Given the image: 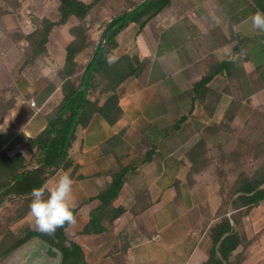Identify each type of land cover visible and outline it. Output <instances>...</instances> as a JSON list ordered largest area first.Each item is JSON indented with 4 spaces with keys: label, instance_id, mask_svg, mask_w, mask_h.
<instances>
[{
    "label": "crops",
    "instance_id": "1",
    "mask_svg": "<svg viewBox=\"0 0 264 264\" xmlns=\"http://www.w3.org/2000/svg\"><path fill=\"white\" fill-rule=\"evenodd\" d=\"M257 10L253 0H174L139 34L135 30L136 52L150 59L148 71L142 78H129L121 85L123 114L116 123L110 124L95 114L89 125L77 129V139L70 150L74 165L56 172H68L74 181L77 223L67 226L65 233L82 246L89 264H201L207 259L211 245L208 227L221 198L206 199L202 210L197 200L182 196L183 193L176 195V181L181 180L186 168L181 166V156H175L181 136L170 134L169 128L175 127L177 121H153L163 116L169 97L165 95L164 84L150 80L151 66L155 59L157 75L163 83L170 76L187 77L183 72L195 67L202 70L195 78L198 79L208 69V61L232 59L236 92L264 108V32L253 29L250 21ZM3 20L11 24L7 31L0 28V89L10 85L14 94L10 100L13 106L0 118V151L21 152L29 160L27 139L46 126V114L61 98L62 80L57 70L64 65L66 46L72 36L67 23L54 27L47 43L48 53L30 65L26 59L32 45L23 38L4 43V34L15 28L28 33L32 27L26 29L27 25L13 22V14ZM131 26L137 27L131 23L118 35L119 47V36ZM150 26L152 36L146 34ZM140 34L145 36L148 55L141 54L137 42ZM5 45L9 48L7 52ZM119 49L112 59L135 53ZM4 74L8 75V82H4ZM174 83L169 91L172 98L180 93V80ZM176 102L179 105V98ZM149 110L146 118L143 111ZM122 131L121 138L110 141ZM147 151H151V159L144 162ZM32 163L29 161V166ZM120 163L134 166L114 201L126 211L109 230L82 233L91 210L100 204L96 195ZM182 184L183 181L179 184L181 192ZM143 189L146 194L142 205L147 206L133 212L137 193ZM209 211H212L210 222ZM20 222L34 229L29 213ZM236 229L247 240L245 247L240 245L236 250L244 253L241 264H264V201L244 214Z\"/></svg>",
    "mask_w": 264,
    "mask_h": 264
},
{
    "label": "trees",
    "instance_id": "2",
    "mask_svg": "<svg viewBox=\"0 0 264 264\" xmlns=\"http://www.w3.org/2000/svg\"><path fill=\"white\" fill-rule=\"evenodd\" d=\"M58 17H43L30 33L25 35L32 45V51L26 64H35L48 53L47 43L56 26H63L72 18L76 24L69 27L72 39L66 46L64 65L57 70L61 78V98L46 114V126L35 136L27 139L31 157L16 152L9 154L0 151V208L7 203H15V218L28 215L31 202V190L48 181L60 169H69L74 163L70 150L77 139V129L87 126L95 114L102 116L108 123H116L123 114L120 106L121 85L129 78H142L150 66L148 57H141L137 52L124 53L115 59L112 55L119 48L118 35L131 23L137 25V34L160 13L168 9L174 0H141L131 7L120 11L102 23V30L97 41L91 38L87 26V17L92 10L103 5L106 0H57ZM259 10L264 11V0H253ZM5 11L0 9V17ZM86 53L87 59L82 62L80 56ZM214 62L198 79L192 81V103H203L210 90V83L220 74H226L230 83L234 80V62L225 59ZM0 90V118L13 106L11 97L3 96ZM5 103V104H4ZM186 119L182 115L175 126ZM209 128L212 127H208ZM214 132L210 131V134ZM123 131L110 141L121 138ZM252 148L253 156L259 163L249 173L240 171L229 187H220L221 204L209 224L208 233L211 245L207 259L201 264H241L244 253L236 252L240 245H247V240L237 231L236 224L241 217L254 206L264 201V131L262 138ZM151 151H147L143 161L151 159ZM190 168L187 178L191 181L194 173L200 172L210 161L207 157V139L200 137L187 151ZM122 157L118 158L121 161ZM29 161L33 162L29 166ZM132 164L120 163L119 168L111 174L107 184L101 188L95 198L100 204L90 212V219L82 229V233H100L107 231L110 225L119 218L126 209L117 206L118 198L127 182ZM79 177H82L79 175ZM146 190L137 193L133 212L146 208L142 205ZM176 195L180 196L179 181H176ZM77 207L75 208L76 213ZM64 228L57 229L52 236L43 235L31 227L24 229L25 234L16 235L7 229L0 240V261L16 248L31 238L38 236L61 252L60 264H89L84 250L76 241L69 239Z\"/></svg>",
    "mask_w": 264,
    "mask_h": 264
},
{
    "label": "rangeland",
    "instance_id": "3",
    "mask_svg": "<svg viewBox=\"0 0 264 264\" xmlns=\"http://www.w3.org/2000/svg\"><path fill=\"white\" fill-rule=\"evenodd\" d=\"M84 1L91 2L93 0ZM139 1L141 0H106L103 5L95 7L86 21L91 38L97 41L101 34L102 23L106 19ZM58 5L59 2L57 0H0V9L5 11L0 17V28L3 31H7L8 24L11 23L4 22L3 17L13 14V22L27 25L26 29L32 27L33 30L34 26L39 24L43 17L57 19ZM76 23L77 20L72 18L67 24L70 27ZM21 28L22 26L19 29ZM135 30H137V27L131 26V28L119 36L121 41L119 51L129 49L130 52H138L135 43ZM11 31L4 34V43L10 40L26 39L25 35L27 33H24L22 30H16L15 28ZM151 33L152 26L146 30V34L152 36ZM137 42L141 54L148 55L149 49L143 34L138 36ZM4 48L7 49L6 52L9 50L7 45ZM87 56L84 53L79 58L84 62ZM212 64L214 62H208V68ZM199 70V68L195 67V69L183 72L187 77L180 79L170 76L169 78H165L162 83L157 75V62L154 59L150 71V80L154 83L158 82V85L164 84L165 95L169 97L166 98L168 104H166L163 116H157L153 121H177L182 115H186V119L179 127L172 126L169 128L170 134H179L181 136V141L175 154L176 157L181 156L182 168L186 167L180 175L181 180H178L179 184L183 181V192L180 189V195L183 193L182 196L197 200L198 207L204 210L206 199L221 198L220 187L222 185L229 187L237 174L242 170L251 173L256 169L259 161L254 159V150L249 148V146L262 138L264 131V108L258 104H254L250 100L241 98L236 92L235 86L224 75H218L212 80L210 83L211 90L203 103L197 101L193 104L191 102V83L193 79L199 77L202 73V70ZM4 76V82H8V75L4 74ZM179 80L180 93L173 94L172 98L169 91L175 85L174 82H179ZM8 86L3 87L6 88V91H2L3 96L7 98L13 94V87ZM177 98H179V105H176ZM149 112L150 110L143 111L146 118H149L147 116ZM208 127L212 128L208 130ZM210 131L214 133L210 134ZM200 137L207 139V157L210 163L200 170V172L194 173L190 181L187 178V172L190 168L187 151ZM171 148L172 143L169 149ZM143 157L139 159L141 160ZM16 207L17 204L15 203H7L0 208V240L7 229H10L18 236L25 234L24 229L28 226L24 223L22 224L20 219L15 218ZM211 213L212 211L208 212V222H210ZM36 242V239L32 241L33 244ZM36 255L37 253L34 251L32 256L35 257ZM0 264L36 263L30 262L26 252L12 251L0 261Z\"/></svg>",
    "mask_w": 264,
    "mask_h": 264
},
{
    "label": "clouds",
    "instance_id": "4",
    "mask_svg": "<svg viewBox=\"0 0 264 264\" xmlns=\"http://www.w3.org/2000/svg\"><path fill=\"white\" fill-rule=\"evenodd\" d=\"M250 21L253 29L264 32V11H255ZM73 184L70 174L63 171L31 190L29 215L37 232L52 236L57 229L77 223Z\"/></svg>",
    "mask_w": 264,
    "mask_h": 264
},
{
    "label": "water",
    "instance_id": "5",
    "mask_svg": "<svg viewBox=\"0 0 264 264\" xmlns=\"http://www.w3.org/2000/svg\"><path fill=\"white\" fill-rule=\"evenodd\" d=\"M37 240L35 244L32 243L33 240ZM14 251L26 252V255L30 262L38 264H60L62 255L61 252L48 244L42 238L35 236L30 240L23 243L21 246L16 248ZM36 251L37 255L34 257L32 253Z\"/></svg>",
    "mask_w": 264,
    "mask_h": 264
},
{
    "label": "built area",
    "instance_id": "6",
    "mask_svg": "<svg viewBox=\"0 0 264 264\" xmlns=\"http://www.w3.org/2000/svg\"><path fill=\"white\" fill-rule=\"evenodd\" d=\"M31 104L34 105V106L36 105L35 101H32Z\"/></svg>",
    "mask_w": 264,
    "mask_h": 264
}]
</instances>
